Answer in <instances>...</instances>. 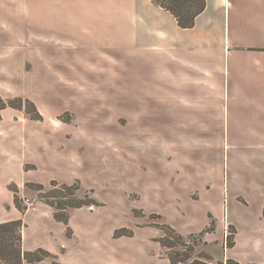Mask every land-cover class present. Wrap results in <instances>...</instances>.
I'll use <instances>...</instances> for the list:
<instances>
[{"label":"crops","instance_id":"crops-1","mask_svg":"<svg viewBox=\"0 0 264 264\" xmlns=\"http://www.w3.org/2000/svg\"><path fill=\"white\" fill-rule=\"evenodd\" d=\"M67 5L73 27L62 38L81 55L96 65L107 55L118 60L121 72H136L138 80L145 73L151 76L149 87L166 86L170 144L178 135L221 137V165L207 145L198 157L195 148L186 152L185 165L176 162L171 146L175 184L180 189L199 184L200 197L168 193L169 204L162 211L166 222L186 235L209 223V213L220 221L225 217L238 231L232 256L241 264H264V0H205L190 28L180 27L152 0H72ZM226 165L230 209L223 182L216 192L206 187L218 170L225 173ZM182 174L194 180L183 182ZM3 195L0 222L22 220L23 250L42 247L61 264H170L155 240L157 228L135 227L133 236L115 237L122 223L113 218V209L72 208L68 224L73 232L68 236L51 206L39 201L21 212L13 193ZM37 264H51V259Z\"/></svg>","mask_w":264,"mask_h":264},{"label":"rangeland","instance_id":"rangeland-1","mask_svg":"<svg viewBox=\"0 0 264 264\" xmlns=\"http://www.w3.org/2000/svg\"><path fill=\"white\" fill-rule=\"evenodd\" d=\"M71 1L0 0V97L29 99L43 117L32 120L12 107L0 110V195L13 193L22 205L26 199L33 204L43 202L40 191L52 188L53 182L79 183L83 192L77 196L87 192L101 203L83 207L115 210L113 218L122 223L115 231L133 230L134 235L135 227L151 226L161 235L158 223L167 221L162 211L169 204L168 193L184 191L188 198L200 197L199 184L181 189L175 184V169L169 165L171 146L176 162L185 165L186 152L195 148L198 157L207 145L212 159L221 165V137L178 135L170 144L166 86L161 82L157 88L149 87L151 76L145 73L138 80L136 72H121L118 60L107 55L97 65L81 55L76 45L62 38L73 27L69 21L74 15L67 5ZM227 170V165L225 173L218 170L206 187L216 192L223 182L230 209ZM182 177L183 182L194 180ZM210 214L214 228L202 232L209 227ZM209 215V223L184 236L201 239L197 251L209 253L214 264L235 259L228 242L233 239L236 244L237 227L225 217L220 221ZM72 232L66 226V234Z\"/></svg>","mask_w":264,"mask_h":264},{"label":"trees","instance_id":"trees-1","mask_svg":"<svg viewBox=\"0 0 264 264\" xmlns=\"http://www.w3.org/2000/svg\"><path fill=\"white\" fill-rule=\"evenodd\" d=\"M152 2L171 13L176 19L177 24L182 28H190L195 23L196 16L205 8V0H152ZM29 106V107H28ZM5 107H12L22 110L32 120H42V115L37 110L35 104L26 98L16 97L13 99L4 100L0 97V110ZM29 185V184H28ZM52 188L45 191H40V200L53 207V216L57 221L68 225L69 212L72 208L83 206H98L101 203L94 197H88V193L84 192L82 196L77 193L83 192L79 183L75 184H57L53 182ZM43 187L40 185L39 189ZM77 196V197H76ZM15 206L24 212L28 208V204L22 205L17 195H14ZM135 217L140 215L134 214ZM159 216V215H158ZM209 227L202 232H209L214 228V218L210 214ZM160 218V216H159ZM23 226L21 219L9 220L0 222V264H22L24 261L28 264L45 258L51 259V264H61L57 261V256L42 247L34 250H23L21 246V228ZM162 234L155 240L158 241L164 250V255L168 258L170 264H214L209 253L199 250L201 239H197L196 235L190 234L184 236L180 234L170 224L161 221L158 223ZM70 231L68 230L67 233ZM132 236L133 230L118 229L115 231V236ZM200 235H203L200 232ZM201 237V236H200ZM205 243V242H204ZM233 239H230L228 246L232 247ZM216 264H241L232 258H227L224 262L218 261ZM245 264H263L259 262H248Z\"/></svg>","mask_w":264,"mask_h":264},{"label":"built area","instance_id":"built-area-1","mask_svg":"<svg viewBox=\"0 0 264 264\" xmlns=\"http://www.w3.org/2000/svg\"><path fill=\"white\" fill-rule=\"evenodd\" d=\"M25 201L27 202V204H32V203H29V202H28V199H26Z\"/></svg>","mask_w":264,"mask_h":264}]
</instances>
